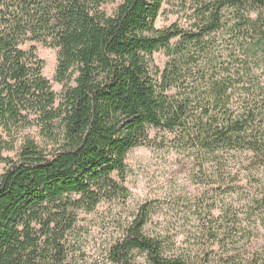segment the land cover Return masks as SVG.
<instances>
[{
  "label": "trees",
  "instance_id": "obj_1",
  "mask_svg": "<svg viewBox=\"0 0 264 264\" xmlns=\"http://www.w3.org/2000/svg\"><path fill=\"white\" fill-rule=\"evenodd\" d=\"M116 1L0 0V264H70L78 213L128 199L127 155L154 147L152 131L191 155L198 185L248 193L250 218L264 226V94L253 70L264 67V0H122L109 15ZM164 4L190 12L189 28L158 30ZM28 44L56 52L59 97ZM206 207L201 199L194 214L217 259L202 264H264L263 247L231 249L239 218L229 203L218 215ZM153 212L139 207L110 264H187L144 233Z\"/></svg>",
  "mask_w": 264,
  "mask_h": 264
},
{
  "label": "rangeland",
  "instance_id": "obj_2",
  "mask_svg": "<svg viewBox=\"0 0 264 264\" xmlns=\"http://www.w3.org/2000/svg\"><path fill=\"white\" fill-rule=\"evenodd\" d=\"M122 0L108 5L106 11L112 15L116 6ZM190 12L181 6L164 4L156 21V28L162 30L177 25L189 28ZM225 37V36H224ZM228 38H222L221 49H225ZM34 46L39 59L45 62L44 76L51 82L52 89L59 97L63 86L54 82L56 67V52L39 44H28L25 49ZM153 66L164 69L168 59L159 51L153 55ZM254 82L264 94V67L254 68ZM236 104L241 103V95L234 97ZM25 134L41 147L52 149V145L43 140L36 129L25 131ZM154 147H138L131 150L126 158L127 175L122 187L128 190V199L104 201L94 212L78 213L77 223L73 232L67 237L68 257L70 264H110L107 252L117 238L121 236L124 226L136 214L139 207L151 204L154 212L144 233L166 242V256L179 258L187 264H202L217 259L215 246H209L201 237L198 225L195 203L204 200L205 211L212 207L218 209L211 212L218 215L223 208V202L229 203L238 214L239 224L230 240L231 249L241 257H247L256 248H264V226L254 223L250 218V207L243 193L239 196H228L225 192L231 186L223 187L217 184L213 188L198 185L192 178L191 155L183 150L172 148L167 141L172 139L169 134H156ZM13 157L14 153H8ZM119 181V179H117ZM136 264H148L142 256H137Z\"/></svg>",
  "mask_w": 264,
  "mask_h": 264
}]
</instances>
